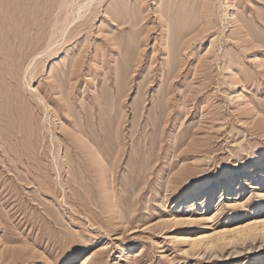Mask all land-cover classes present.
<instances>
[{"label": "rangeland", "instance_id": "374dc122", "mask_svg": "<svg viewBox=\"0 0 264 264\" xmlns=\"http://www.w3.org/2000/svg\"><path fill=\"white\" fill-rule=\"evenodd\" d=\"M263 154L264 0H0V264H264Z\"/></svg>", "mask_w": 264, "mask_h": 264}, {"label": "bare ground", "instance_id": "6f19581e", "mask_svg": "<svg viewBox=\"0 0 264 264\" xmlns=\"http://www.w3.org/2000/svg\"><path fill=\"white\" fill-rule=\"evenodd\" d=\"M91 1V0H90ZM90 3V2H89ZM255 39V38H254ZM51 51V50H50ZM56 53L55 51L52 52V54ZM28 63V62H27ZM42 103V102H41ZM82 131V130H81ZM85 133V132H84ZM82 132H79V141H82V143L84 145H87L89 143V139L85 136L86 134H84ZM76 142H77V139H76ZM80 143V142H79ZM91 144V143H90ZM93 148V155H94V158L99 160V162L103 161V156H102V153H101V150L100 148H97L95 145L92 147ZM78 166H80V164H78ZM264 166V154L261 156V157H258V158H254L252 161L248 162L247 164L243 165V166H240L238 168L235 169L236 171V174H246V173H250L252 172V170L254 168H262ZM206 191L205 189V185L204 184H201V183H194L193 185H191L190 187H188L185 191H183L178 197H181L180 201H183V200H187L189 199L193 194V195H197V194H201L202 192ZM189 196V197H187ZM125 223V221H124ZM255 224V223H253ZM262 224V223H260ZM259 226H262V228H264V223L262 225H252V226H249L247 225L246 228L242 229V230H239V231H236L235 233L237 235H241V234H246L247 235V232L245 233V231H247L246 229H254L253 227H259ZM256 228V230H257ZM260 230V229H259ZM235 231V230H234ZM255 231V230H253ZM252 231V232H253ZM264 231V230H263ZM258 232V230H257ZM250 233V232H249ZM255 233V232H254ZM249 235V234H248ZM225 237V234L223 235ZM209 238V236H208ZM227 238V237H226ZM232 238V236H231ZM240 237H238L239 239ZM242 239V238H240ZM130 248V247H128Z\"/></svg>", "mask_w": 264, "mask_h": 264}]
</instances>
